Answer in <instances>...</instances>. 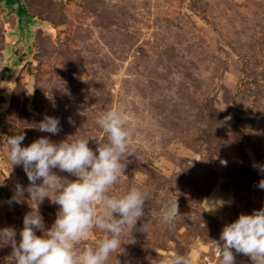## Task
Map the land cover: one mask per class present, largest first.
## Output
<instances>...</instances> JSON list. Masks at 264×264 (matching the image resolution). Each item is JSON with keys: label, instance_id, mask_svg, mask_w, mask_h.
<instances>
[{"label": "rangeland", "instance_id": "obj_1", "mask_svg": "<svg viewBox=\"0 0 264 264\" xmlns=\"http://www.w3.org/2000/svg\"><path fill=\"white\" fill-rule=\"evenodd\" d=\"M21 4L20 12L17 3L11 11L0 4V229L14 228L18 243L31 210L9 202L29 181L22 166L11 168L2 137L22 131L28 146L83 136L95 150L107 142L96 118L119 108L133 130L132 155L114 191H154L117 259L160 264L179 252L191 264H218L213 241L223 226L264 208V0ZM45 116L59 118L58 134L34 127ZM161 194L178 200L171 229L159 216ZM217 200L224 205L214 211L203 203ZM58 209L47 198L40 204L45 228ZM11 251L0 246V264H12Z\"/></svg>", "mask_w": 264, "mask_h": 264}, {"label": "clouds", "instance_id": "obj_2", "mask_svg": "<svg viewBox=\"0 0 264 264\" xmlns=\"http://www.w3.org/2000/svg\"><path fill=\"white\" fill-rule=\"evenodd\" d=\"M69 123H73L70 118ZM96 124L106 134L107 142L97 144L95 150L89 147L90 139L83 136L67 137L58 143L43 136L28 146H21L25 140L22 131L2 137L8 146L11 168L22 166L29 181L27 188L17 184L9 201H26L31 209L23 218L19 242L14 228L0 229V246L11 247L12 264H109L110 260L121 264L117 256L124 252L126 239L132 241L127 244L134 242L135 226L145 215V203L154 189L144 185L114 191L119 181L127 178L125 168L127 157L132 155L129 144L133 130L119 108L102 112ZM34 127L52 135L61 131L59 118L51 116H45ZM54 169L74 179L58 175ZM258 186L264 189V180ZM46 198L59 206L48 228L39 211ZM203 203L208 211L224 205L222 200ZM159 216L164 225L174 227L177 217H181L177 197L168 199L161 194ZM96 232L101 237L94 245L82 244ZM213 246L218 264H236L234 253L249 257L252 264H264V208L250 215L241 214L224 225ZM160 264H191V258L177 252Z\"/></svg>", "mask_w": 264, "mask_h": 264}, {"label": "water", "instance_id": "obj_3", "mask_svg": "<svg viewBox=\"0 0 264 264\" xmlns=\"http://www.w3.org/2000/svg\"><path fill=\"white\" fill-rule=\"evenodd\" d=\"M16 3H17V6L19 8V12H20L23 9V6L21 4V0H0V4H2L3 7L9 11L13 10V7Z\"/></svg>", "mask_w": 264, "mask_h": 264}]
</instances>
